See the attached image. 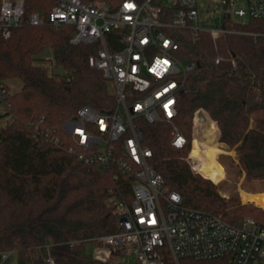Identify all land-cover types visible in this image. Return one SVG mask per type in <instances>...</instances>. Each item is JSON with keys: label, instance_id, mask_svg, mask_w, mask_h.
<instances>
[{"label": "trees", "instance_id": "1", "mask_svg": "<svg viewBox=\"0 0 264 264\" xmlns=\"http://www.w3.org/2000/svg\"><path fill=\"white\" fill-rule=\"evenodd\" d=\"M117 7L124 0H97ZM51 0H25V16L37 13L39 26L26 23L11 29L4 39L0 31V84L5 89L0 118V253L16 254V264H102L88 250L94 239L117 231L116 217L106 204L107 192L122 185L101 165L86 166L51 144L46 134L60 136L61 124L82 107L98 112L115 108L109 82L89 68L87 59L96 46L71 43L72 29L56 30L49 23ZM231 33L216 41L217 53L239 56L215 64L216 52L206 33L198 38L188 30H173L178 43L175 58L192 63L182 90L176 97L173 125L185 137L182 149L171 146V125L142 123L143 145L151 150V167L163 178L167 192H176L183 205L239 225L251 216L264 228V214L239 204L234 197L222 198L216 187L193 173L185 158L197 153L199 140L192 126L195 112L204 111L219 130V143L234 149L247 181L264 180V21L244 25L227 21ZM108 46H115L108 35ZM49 50L51 58H41ZM45 62L63 69L57 74ZM19 80V92L11 94L6 81ZM199 114L198 126L206 120ZM54 131V133H52ZM35 133H37L36 136ZM216 178L208 169L199 171ZM252 202L250 204H256ZM253 210V211H251ZM166 264H174L169 257ZM178 264H227L224 260L180 259Z\"/></svg>", "mask_w": 264, "mask_h": 264}, {"label": "built area", "instance_id": "2", "mask_svg": "<svg viewBox=\"0 0 264 264\" xmlns=\"http://www.w3.org/2000/svg\"><path fill=\"white\" fill-rule=\"evenodd\" d=\"M49 23L72 29L71 43L96 46L87 59L112 85L115 108L98 112L82 107L60 126V136L46 134L86 166L101 165L128 184L107 192L106 204L116 217L117 231L94 239L90 254L102 264H174L180 259L224 260L227 264H264V228L254 219L232 225L221 217L183 205L167 192L163 178L151 167V150L143 145V125H171V146L182 149L185 137L173 125L176 97L195 65L175 58L173 30L210 37L215 64L242 61L217 53L216 41L227 33V21L244 25L264 21V0H124L111 7L97 0H51ZM131 5V7H129ZM37 13L25 16V0H0V31L4 39L24 23L39 26ZM111 35L115 50L108 46ZM5 89L0 84V115ZM201 110L195 112L194 119ZM54 133V131L52 132ZM35 133L34 136H36ZM194 170V165L192 166ZM10 253H0L4 262ZM47 264H55L48 255Z\"/></svg>", "mask_w": 264, "mask_h": 264}, {"label": "rangeland", "instance_id": "3", "mask_svg": "<svg viewBox=\"0 0 264 264\" xmlns=\"http://www.w3.org/2000/svg\"><path fill=\"white\" fill-rule=\"evenodd\" d=\"M41 58L50 59L51 58V52L49 50H46V52L41 56ZM186 64V63H183ZM44 65H46L50 70H52L54 73L61 74L63 73V69L56 66L55 64H52L50 62H45ZM5 84L8 87V90L11 94L17 93L20 91L22 83L15 79L11 81H6ZM109 91L111 94L114 93V89L112 85L109 83ZM205 117H207L206 113H202ZM208 118V117H207ZM209 119V118H208ZM8 119L7 118H0V129L5 127L7 124ZM214 123V122H213ZM210 123L207 124H200L198 126L194 125L192 126V144L194 142V136L196 135L201 141L206 142L210 146H217L219 147L223 152L219 153L216 156V159L218 163L223 166L224 172L219 175L214 173L213 171L209 170L210 172H213L216 175V178L209 176V175H203L199 171L201 160L197 159L196 161L191 162V160L188 159V157L185 158L186 162L188 163L191 171L197 175H199L201 178L205 180H213L210 181L217 189L218 194L222 198H229L234 197L238 200L239 204L242 206H248L253 207L255 209L261 210L262 212L253 211L255 214H264V206L260 204L257 201H250L248 203H243L241 199V191L251 193V194H258V193H264V180H253V181H247L245 179V174L240 168L237 160L236 153L234 149H229L226 145L219 143V130L216 127V124L214 123V130L212 136L208 134L207 130L209 129ZM203 129V131H202ZM203 132V133H202ZM202 133V134H201ZM209 137V138H208ZM203 139V140H202ZM211 142V143H210ZM191 151L188 154L191 155L192 152V146ZM190 158V157H189ZM194 165L195 172L192 170V166ZM197 165V167H196ZM199 170V171H198ZM203 170V169H202ZM252 202H257L256 204H250ZM246 207L247 209H249ZM250 210V209H249ZM252 218L251 216H246L244 219ZM243 219V220H244ZM253 219V218H252ZM91 248L88 250L90 252ZM0 264H16V254L14 252L10 253L7 259L4 262H0Z\"/></svg>", "mask_w": 264, "mask_h": 264}, {"label": "bare ground", "instance_id": "4", "mask_svg": "<svg viewBox=\"0 0 264 264\" xmlns=\"http://www.w3.org/2000/svg\"><path fill=\"white\" fill-rule=\"evenodd\" d=\"M198 114H199V116L203 115L202 113H198ZM208 122L210 123V125H209V129L207 130V132L209 135L212 136L213 130H214V123L210 120H206L203 123H201V125L207 124ZM202 131H203V129H202ZM198 140H199V146L197 149V153L192 157H190L188 155V159L191 160V162L196 161L197 159H200L201 163H200L199 170L209 169V170L213 171L214 173L221 175L224 172V168H223V166H221L218 163L216 156L219 153H222L223 151L217 146L208 145L206 142L201 141V139H199V138H198ZM191 144H192V142H191ZM196 167H197V165H196ZM240 194H241V199H242L243 203H248L250 201H257L264 206V193L251 194V193L241 191Z\"/></svg>", "mask_w": 264, "mask_h": 264}, {"label": "crops", "instance_id": "5", "mask_svg": "<svg viewBox=\"0 0 264 264\" xmlns=\"http://www.w3.org/2000/svg\"><path fill=\"white\" fill-rule=\"evenodd\" d=\"M200 112H202V113H205V112H204V111H202V110H201ZM206 115H207V114H206ZM207 117H208V116H207ZM209 120H210V119H209Z\"/></svg>", "mask_w": 264, "mask_h": 264}, {"label": "snow or ice", "instance_id": "6", "mask_svg": "<svg viewBox=\"0 0 264 264\" xmlns=\"http://www.w3.org/2000/svg\"><path fill=\"white\" fill-rule=\"evenodd\" d=\"M129 7H131V5H129Z\"/></svg>", "mask_w": 264, "mask_h": 264}]
</instances>
